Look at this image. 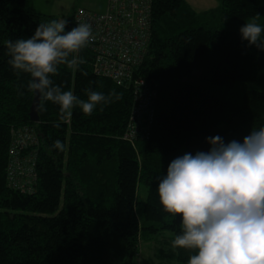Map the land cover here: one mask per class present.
I'll use <instances>...</instances> for the list:
<instances>
[{
    "label": "trees",
    "instance_id": "obj_1",
    "mask_svg": "<svg viewBox=\"0 0 264 264\" xmlns=\"http://www.w3.org/2000/svg\"><path fill=\"white\" fill-rule=\"evenodd\" d=\"M217 1V8L197 12L186 0H151L150 45L134 77L155 89L154 118L147 137L129 141L133 88L96 75L88 46L79 53L85 64L60 65L51 79L80 99L86 89L115 93L112 102L91 115L73 108L61 121L59 106L44 101L47 111H38V123L30 120V76L11 68L5 42L30 38L39 24L60 18L26 0H0V264H134L141 242L180 233V217L165 213L157 195L171 161L207 152V138L242 142L264 125V91L237 89L264 70V51L239 32L257 15L264 28V0ZM73 14L66 31L77 26ZM25 126L39 139L22 152L36 160L33 194L6 178L12 131ZM56 140L63 151L53 148ZM192 254L173 248L171 257L187 264Z\"/></svg>",
    "mask_w": 264,
    "mask_h": 264
},
{
    "label": "clouds",
    "instance_id": "obj_2",
    "mask_svg": "<svg viewBox=\"0 0 264 264\" xmlns=\"http://www.w3.org/2000/svg\"><path fill=\"white\" fill-rule=\"evenodd\" d=\"M258 18L244 23L239 32L242 41L264 51V28L255 22ZM67 24L53 19L39 24L30 38L5 42L9 65L17 75L30 76L27 88L40 97L37 111H47L44 101H50L59 106L61 121L76 107L91 115L115 95L86 89V99H80L53 82L60 65L86 63L79 53L96 38L87 23L66 31ZM206 143L207 152L175 158L159 178L161 208L180 217L181 231L172 247L194 253L187 264H264V125L251 129L242 142L225 143L215 136ZM53 148L63 151L64 145L56 140Z\"/></svg>",
    "mask_w": 264,
    "mask_h": 264
},
{
    "label": "built area",
    "instance_id": "obj_3",
    "mask_svg": "<svg viewBox=\"0 0 264 264\" xmlns=\"http://www.w3.org/2000/svg\"><path fill=\"white\" fill-rule=\"evenodd\" d=\"M74 22L91 25L95 40L88 44L93 53L92 68L96 75L113 80L117 85L133 88L135 101L124 139L144 138L154 118L155 89L134 71L145 58L151 40V0H107L103 13L76 9ZM39 139L33 127L12 131L6 178L9 186L23 194H33L37 182L33 154L22 152L37 147ZM134 264H141L138 260Z\"/></svg>",
    "mask_w": 264,
    "mask_h": 264
},
{
    "label": "rangeland",
    "instance_id": "obj_4",
    "mask_svg": "<svg viewBox=\"0 0 264 264\" xmlns=\"http://www.w3.org/2000/svg\"><path fill=\"white\" fill-rule=\"evenodd\" d=\"M197 12H203L217 8L219 2L217 0H186ZM39 12L46 14H54L59 16L60 20H67L73 12V8H84L91 12H105L107 0H29ZM237 89L244 90H260L264 91V70L258 76V80L254 83H240ZM236 89V90H237ZM145 200V190L140 189L139 201ZM171 251V252H170ZM173 251L172 239L169 235H163L154 238L151 241H143L139 247V261L141 264H176L171 253ZM167 254L168 258L160 261L159 257Z\"/></svg>",
    "mask_w": 264,
    "mask_h": 264
},
{
    "label": "water",
    "instance_id": "obj_5",
    "mask_svg": "<svg viewBox=\"0 0 264 264\" xmlns=\"http://www.w3.org/2000/svg\"><path fill=\"white\" fill-rule=\"evenodd\" d=\"M40 97L38 94L34 93V99L31 105V112H30V120L33 123H38L39 121V115L37 111V103L39 102Z\"/></svg>",
    "mask_w": 264,
    "mask_h": 264
},
{
    "label": "crops",
    "instance_id": "obj_6",
    "mask_svg": "<svg viewBox=\"0 0 264 264\" xmlns=\"http://www.w3.org/2000/svg\"><path fill=\"white\" fill-rule=\"evenodd\" d=\"M28 1L29 0H26V3H27V6L28 7H31V8H33V9H35V10H37L32 4H29L28 3ZM191 6V5H190ZM192 7V6H191ZM106 8H107V4H106ZM106 8H105V11H106ZM193 8V7H192ZM74 10L73 11H75L76 9H78L77 7H75V8H73ZM82 9H84V8H82ZM194 9V8H193ZM38 11V10H37ZM89 11V10H88ZM39 12V11H38ZM42 13V12H41ZM95 13H97V12H95ZM46 14V13H45ZM52 15H54V14H52Z\"/></svg>",
    "mask_w": 264,
    "mask_h": 264
}]
</instances>
